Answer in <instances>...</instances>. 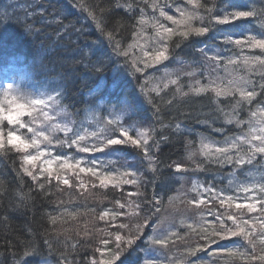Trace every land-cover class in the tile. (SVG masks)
I'll return each instance as SVG.
<instances>
[{
  "label": "trees",
  "instance_id": "16d2710c",
  "mask_svg": "<svg viewBox=\"0 0 264 264\" xmlns=\"http://www.w3.org/2000/svg\"><path fill=\"white\" fill-rule=\"evenodd\" d=\"M162 1L167 0H0V13H9L12 20L0 25V79L8 65L13 69V79L20 81L21 89L54 96L62 93L58 97L59 107L74 128L82 127L88 119H93L90 124L104 123V111L118 101L129 99L136 110L132 120L124 123L149 130L155 140V144L149 141L150 156L155 155L158 165L153 173L142 162L139 149L129 148L127 155L120 154L127 164L119 175L132 167L139 177L135 185L103 186L98 177L87 171L79 173L73 167L65 172L53 170V177L68 178L70 185L55 179L49 183L41 178L39 183L44 184L41 190L37 181L21 171L23 153L10 150L5 142V148L0 150V264H12L13 256L17 264L25 259L26 264H108L109 261V264H138L145 252L156 248L166 257L174 258L162 264H264L260 259L264 256V242L259 235H252L251 243L247 240L246 244L245 238L239 236L244 249L230 248L232 239L218 240L208 246L210 240L217 239L213 232L220 225L206 223L215 220L208 214L209 210L222 214L225 225L233 230L235 226L227 220L228 215H236L242 223L264 213L249 214L246 209H236V203H245L239 199L223 207L218 200L199 206L192 203L207 196L197 188L198 183L203 188L211 186L218 193L223 191L225 197L231 196L226 193L228 178L225 182L217 179L227 173L214 162L213 153L202 154L198 137L216 142L224 137L231 140L236 133L249 131L264 109V95H258L251 105L245 102L241 110L236 107L238 96L217 98L212 92L197 94L193 89L209 84L210 80L227 87L222 64L232 52L233 70L226 74L232 79L245 77L254 81L255 90L260 92L258 85L264 83L260 73L264 69L256 65L252 71L241 69L243 55L247 54L242 46L223 43L220 50L216 46L225 36L235 40L245 37L247 32L258 39L264 38V0H194L193 11L201 19L193 20L192 26L211 30L206 36L190 34L186 39L179 35L186 30L183 25L176 28L172 21L157 14L160 7L167 14L175 12L173 6H159ZM153 4L157 7L153 8ZM29 9L31 15H27ZM39 9L44 10L43 15ZM236 10L253 11L255 15L229 24L215 23L214 17ZM147 11L151 14L146 15ZM141 19H150V25L140 24ZM159 25L172 28L175 34L167 41L169 59L154 64L152 37L147 43L145 36L156 33ZM205 47L212 51L206 54L198 51ZM140 52L149 53L145 55L147 66L143 64L148 78L142 81L134 75L120 79L123 72L131 74L136 69L134 64L142 66L137 55ZM215 54L220 55L219 65L205 58ZM11 59H16V66L9 65ZM114 67L117 70L112 75ZM171 80L177 83L172 84ZM237 112L238 119L246 122L242 127L227 122ZM252 112L257 115L252 117ZM101 131L100 126L95 128L98 135ZM87 140L95 142L92 137ZM117 163L120 167L124 161ZM176 165L187 171L177 172ZM247 167L230 166L239 175ZM29 169L38 172L40 168L37 165L36 169L31 166ZM242 181L241 178L239 182ZM129 193L138 195L129 196ZM237 195L240 197V192ZM260 199L264 201V196ZM117 201L125 207L120 209ZM105 212L109 215L101 220ZM113 213L123 214L113 220ZM145 220L151 227L140 228ZM253 223L259 233V223L255 220ZM121 224L127 227L120 228ZM156 232L167 238L165 245L147 242L146 238ZM117 233L125 240L130 236L141 238L134 250L130 248L116 262L113 253L119 243L115 241ZM105 240L107 245L103 244ZM126 247L120 244L121 249ZM198 247L205 250L192 255L191 250ZM25 252L30 254L27 258ZM207 253L211 261L203 263L201 257Z\"/></svg>",
  "mask_w": 264,
  "mask_h": 264
},
{
  "label": "snow or ice",
  "instance_id": "6c2138e0",
  "mask_svg": "<svg viewBox=\"0 0 264 264\" xmlns=\"http://www.w3.org/2000/svg\"><path fill=\"white\" fill-rule=\"evenodd\" d=\"M194 0H189V3H193ZM153 8H156L157 5L153 4ZM141 11H143L141 9ZM179 11L181 20H176L172 15H167L163 9L160 10V16L166 17L167 20L172 21L173 24L183 25L186 30L179 33L183 38H188L190 34L195 36H206L211 28L210 27H193L192 22L196 19H201L198 12H185L183 10L177 9ZM39 14L43 15L44 10L39 9ZM31 9L27 12V15H31ZM255 13L249 10H236L229 13H226L222 17H214V21L217 24H229L233 21L246 19L253 17ZM95 18V17H93ZM9 13L2 12L0 13V25H5L11 23ZM140 24H145L146 21L141 19ZM99 27V25H97ZM160 29H163L160 31ZM174 30L172 28L164 27L159 25L155 37L150 38L153 45L155 46V56L152 58V63L160 64L163 61L169 59L168 44L167 41L171 39L174 35ZM111 35V34H109ZM224 44L231 45L235 44L237 46L247 45L249 48H259L264 50V39H258L256 36H248L246 38H237L233 40L231 36H225L221 41ZM199 52L207 53L212 51L211 49L205 47L198 49ZM127 55V53H125ZM149 55V53H145ZM205 58L212 60L219 65L222 61L219 54L213 56L205 55ZM229 63L233 61L229 60ZM244 65L248 68L249 71H252V66L259 65L261 69H264V58L261 56L256 57H244ZM140 71V69H137ZM192 75V73H188ZM261 79L264 80V71L260 73ZM170 83L176 84V80H171ZM196 84L199 85L200 81H196ZM227 87H221L219 84H216L215 81H209L207 85H201L193 89L197 94L212 92L217 98L227 97L230 99H235L237 96L239 99L236 101V107L242 110L243 104L246 102L251 105L256 101L258 95H264V83L259 84L260 92L258 93L255 88L257 85L254 81H250L245 77H237L231 79L227 82ZM165 87L168 85L165 84ZM251 89V90H250ZM62 93H57L56 96L47 95L46 98H31L30 95L20 89L17 84L8 83L6 87H3L2 92H0V123L7 122L8 125L14 126L15 130H9L6 134V144L10 150H14L17 153H23L22 155V164L21 171L28 177H31L33 181H37L41 190L44 188V184L39 183L41 178H45L51 183L52 179H55L57 182H62L63 185H70V180L68 178H61L60 176L53 177V170L51 164L53 163L52 159H45L43 163L49 165L47 168L41 167L38 172L32 171L28 166H31L32 169H36V162L40 161L42 157L52 156L53 153L49 149L53 147V134L62 133L64 139H56L55 145L59 147H64L67 145L71 148L73 145L77 146L79 151L89 152V151H98L103 155H113L116 156L118 160H123L122 167L127 164V161L124 160V155L128 154L129 148L139 149L140 157L142 162L148 164L149 169L154 173L157 168V162L155 160V155L151 153L152 145L149 143L152 140V143L155 144V140L150 135L149 130L145 129L143 131L136 132L135 137L133 132H135V127L131 124L125 126L126 121H131L133 114L136 110L135 104L129 99L125 98L120 101L117 105V112L112 113L114 116L113 119H109L106 122V127L98 135L96 132L91 133V137L96 141V144H93L91 147H79L82 141H85V136L80 135L79 131L74 127L70 126L71 121L67 123H53L55 117L50 115V111H54L60 105V100L58 99ZM43 97V94H41ZM264 103V102H262ZM234 111L236 109L234 108ZM63 112V109L56 111V116H60ZM252 117L257 115L256 112L251 113ZM24 117H29V121L25 122ZM228 123L235 122L238 126H244L245 121L238 119V112L236 115H233L232 119L227 121ZM179 127V125H177ZM20 129H26L28 134H31L30 137H26L23 134H18ZM259 131V134H256ZM75 137V138H72ZM44 143V147H41V144ZM228 147H218L215 149L212 158L217 164H228L229 166H235L238 169H243L245 166H251L260 159H264V127L259 129L249 126V131L246 134H242L239 137H234L230 142L226 141ZM97 144L99 147H97ZM5 148V133L2 128H0V150ZM34 149L35 154L30 153L28 150ZM210 146L208 144H202L201 152L203 155H208L210 151ZM244 153V154H242ZM54 160L63 161L60 164L61 168H71L72 165L69 163L71 157H62L54 156ZM93 166L88 168H80V172L87 171L93 176L100 175V183L103 186L112 184L114 187H119L121 184L124 185H135L138 183L139 177L136 176L135 171H129L127 173L121 174V176H128L127 179H121L120 176L116 174L114 170L111 173L104 172L102 175L100 173V168L96 161L90 162ZM101 164L103 162H100ZM80 161H76V165L79 166ZM187 171L182 169L181 165H176V171ZM46 174V175H45ZM239 191V189H238ZM242 191L246 194L245 203H236L235 208L238 210H247V213H264V201L260 199V196H264V183L259 185H254L252 188L243 187ZM204 193H207V196H201L199 200L192 201L193 204L199 206L201 204H211L214 200H218L221 207H223L227 202L233 201L236 197L223 195V191L217 192L215 188L208 187L203 189ZM259 193L258 196L256 193ZM251 193V195H247ZM138 195V193H129V196ZM252 202H248V201ZM120 209L125 207L124 204H120L117 201ZM139 207V206H137ZM229 207L231 205L229 204ZM123 213H113L112 219H116L118 215ZM209 215L215 217L214 221L206 223H218L220 225L219 230H214L213 235L217 238L216 240H210L208 236L203 238L206 241H209V245L216 244L218 240L229 239L232 237L242 236L246 240L249 239L252 235H259L261 242H264V215L253 216L249 220H243L242 223L237 221L236 215H228L227 220L231 221L235 226L233 228L227 227L225 225V217L219 212H213L209 210ZM243 214V213H242ZM109 213L105 212L101 215L100 219L103 220L105 216H108ZM257 221L260 225V232L257 233L256 224L253 221ZM120 228H125L127 225H119ZM140 228L151 227L148 220H145ZM247 229V230H246ZM140 236L128 237L127 240L119 233L115 235V241L119 242L117 245V251L113 253V260L118 261L120 257L128 252L131 248L134 250V246ZM167 238L164 239L154 238L152 243L158 245H165ZM107 241H103L104 245H107ZM120 244H126L127 247L124 249L120 248ZM31 246V245H30ZM205 248L198 247L197 249L191 250V254L195 255L196 251H204ZM32 254H35L33 252ZM30 254L25 252L24 256L27 258ZM65 260L67 257L64 258ZM253 259H256L253 257ZM261 260H264V256L260 257ZM12 264H17L15 257L13 256ZM19 264H26V259L20 261Z\"/></svg>",
  "mask_w": 264,
  "mask_h": 264
},
{
  "label": "rangeland",
  "instance_id": "374dc122",
  "mask_svg": "<svg viewBox=\"0 0 264 264\" xmlns=\"http://www.w3.org/2000/svg\"><path fill=\"white\" fill-rule=\"evenodd\" d=\"M167 1H173V0H167ZM167 1H162L159 6L169 7V8H172V6H173L174 7L173 10H175V12H172V14H173L172 16L176 20H181L182 19L181 16H180L179 11H177V9L183 10L185 12H193V6H194L195 2L189 3V0H178L179 2L176 1L174 3H170V2L166 3ZM160 10H161V7H160ZM145 13H146V15H150L151 14V12L149 13L148 11L145 12ZM157 14H159L158 11H157ZM167 15H171V14H167ZM145 21H146L147 24L150 25V22H151L150 19H146ZM171 24L174 27H176V28H178L179 26H181L179 24H173V22ZM251 33L252 32H250V33L247 32L246 33V37L251 36L252 35ZM258 33H259V31H258ZM151 34L152 35H150V36H145V39H146L147 43L149 41L148 40L149 37H155V35H156V33H153V32ZM242 38H245V37H242ZM262 39H264V38H262ZM150 44H153L152 43V40H150ZM223 45H224L223 43H218L216 47H218L219 50H220L223 47ZM153 47L155 48L154 45H153ZM242 48L247 52V54L245 53V55H243V57H246V56L247 57L261 56L262 58H264V50H261L259 48H249L247 45H243ZM181 50H182V48H181ZM230 54H231V57H226L225 61L222 64V67L224 65V68H222V69L225 70L224 71V75H225L224 76V81H225V83H227L229 80L232 79L231 77L229 78V76L226 74V73H230L233 70V63H229L228 61L229 60L233 61V57L234 56H233V53L232 52H230ZM137 55L139 56V58H140V60L142 62V66H139L137 64H134V66H135L136 69H132L133 71H131V74H128L127 72H123L120 79H122V77H130V76H134V75L140 76L142 79H139V80H142V81H144V80H146L148 78L149 74L146 73V68H145L147 66L146 65L147 62L145 60V52H140ZM12 62H14V65L15 66L17 65V63H16L15 60H13ZM143 64H144L145 67H143ZM256 66H259V65L257 64ZM131 67L133 68V65ZM114 69H115V67H114ZM137 69H140V71H137ZM241 69L243 71H245V72L248 70V68L244 65V63L241 66ZM116 70L117 69H115V71L112 73V75H115L116 74ZM11 82H12L11 79L10 80H6V79L3 80L1 82V84H0V92H2L3 87H6L7 84L8 83H11ZM138 89H140V88H138ZM21 90L24 91V92H26V93H28L31 98H46V96H47V95H43V97H41L42 92H40V91H36L34 93V92H31V91H27V90L25 91V89H21ZM48 95H53V94H48ZM118 103H117V105H118ZM60 109H62V108L58 107L54 111H50V115H52L53 117H55V119L53 120V123H61V124H64V123H67L68 122L64 118V116H62L63 113H61L60 116H56V111H59ZM263 110L264 109L261 110L262 112L260 111L261 112L260 115H259L260 117L258 116V117L255 118V121H254L252 127L257 128V129H259L260 127H264V111ZM106 117L109 118V115L106 114ZM110 117H111V119L114 118L113 115H110ZM29 119H30L29 117H24L25 122H28ZM92 121H93V119H90V120L88 119L87 121H85V123H83L82 127L81 126L79 127V125H78L75 128V129H77L79 131V134L80 135H84L85 136V141H82L80 143V145H79V147H81V148L86 146L87 141H88L87 138L91 137V133L92 132H95V128L96 129L97 128L99 129V126L101 125L100 123L98 124V123H95V122H93V124H90V122H92ZM125 126H128V125H125ZM101 127H102V125H101ZM140 127H138V126L135 127V132H133V136L134 137L136 135V132H139V131H143L144 130L143 128H140ZM0 128H2L3 131H4V133H5V142H6V134H7V131H9V130H15L14 129V126H10V125L7 124V122H3V123H0ZM103 129H104V125H103ZM18 134H23L26 137H30V135H31V134H28L27 133V130L26 129H20L19 132H18ZM256 134H259V131H257ZM72 138H75V137H72ZM56 139H61L62 140V139H64V135L62 133H59V132L53 134V147H51L49 149L50 151H52L53 155L52 156L42 157L40 161H37L36 162V165H38L39 168H41V167H43V168L49 167V165L43 163V161L45 159H52L53 160V163L51 164L52 170H57V171L65 172L66 170H72L73 167H74V169L77 170V172L80 173V168H85L86 169L88 167H92L93 165L90 162L91 161H96L97 164H98V166H99V168H100L101 175L104 172L111 173V172H113L115 170L116 171V174L118 176H121V175H119V173L123 171L122 166H120V167L119 166L118 167H107L109 164H113V163L116 162V158L114 156H111V155L106 156V155H103L101 153H96V154H89L88 152L85 153V152L79 151L78 148H77V146H75V145H73L71 148H69L67 145H65L64 147H59V146H56L55 145V140ZM222 139H224V138H222ZM199 142H201L200 139H199ZM44 146H45L44 143H42L41 144V147L43 148ZM28 151L30 153H32V154H35V150L34 149H29ZM54 156L71 157L72 159L69 160V163L72 165V167L71 168H61L60 167V164L63 163V161H56V160H54L53 159ZM77 160L80 161L79 166L76 165V161ZM261 161H264V159H261ZM100 162H103V163L101 164ZM258 166L260 167V166H262V164H260ZM28 167H30V166H28ZM116 168H117V170H116ZM126 169L129 170V171H132L133 168L132 167H128ZM260 174L261 175H264V169H261L260 170ZM96 177H98L99 179L101 178L100 175H97ZM237 189H239L240 191L242 190L241 187H238ZM249 195H251V193ZM154 238L164 239V237H162L159 232H156L154 234H150L146 238V240H147V242L152 243V239H154ZM241 244L242 243H240V241H237L236 240L235 241V244H233V246H236L234 248H238L237 246H241ZM103 254L106 255L105 252H103ZM211 258L212 257L210 255H208L206 257H202L201 259L203 260V263H209L211 261ZM104 260L107 261L106 258H104ZM170 260H174V258L172 256H169V257L167 256L166 257L162 252H159V251L155 250L154 252H151V253L145 252L144 255L142 256L140 262L138 264H162V263H167ZM109 263H110V261H109ZM40 264H50V263H48V262H42Z\"/></svg>",
  "mask_w": 264,
  "mask_h": 264
}]
</instances>
